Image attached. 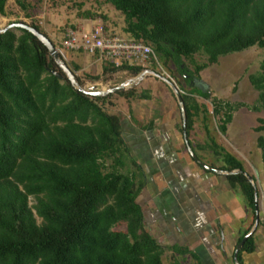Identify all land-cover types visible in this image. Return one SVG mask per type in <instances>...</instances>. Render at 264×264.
I'll return each instance as SVG.
<instances>
[{
	"label": "trees",
	"instance_id": "obj_1",
	"mask_svg": "<svg viewBox=\"0 0 264 264\" xmlns=\"http://www.w3.org/2000/svg\"><path fill=\"white\" fill-rule=\"evenodd\" d=\"M28 1L14 0L23 11ZM102 1L121 13L124 33L150 47L153 65L171 63L176 68L187 135L193 118L204 114L197 98L209 101L222 135L238 108L264 111V55L257 70L247 74L256 91L251 105L217 98L194 84L199 72L219 56L251 46L264 48V0ZM5 2L0 0L1 15ZM29 25L41 32L37 24ZM197 52L204 61L193 60ZM101 62L103 73L122 70L134 75L142 70ZM52 71L60 73L29 31L11 27L0 33V264H161L163 249L143 228L135 202L142 184L122 169L120 117L101 106L111 94L77 92ZM133 92L131 88L116 94L130 97ZM138 96L149 98L148 91ZM256 121L253 130H264L263 120ZM207 140L202 145L222 163L219 169L243 171L241 162L208 134ZM255 145L264 176V137L256 136ZM225 179L230 187H239L254 217L253 186L242 173ZM120 223L124 229H114ZM171 249L179 255L186 252ZM253 249L249 236L237 260L241 251ZM170 264L182 262L176 258Z\"/></svg>",
	"mask_w": 264,
	"mask_h": 264
},
{
	"label": "crops",
	"instance_id": "obj_2",
	"mask_svg": "<svg viewBox=\"0 0 264 264\" xmlns=\"http://www.w3.org/2000/svg\"><path fill=\"white\" fill-rule=\"evenodd\" d=\"M220 57L210 66L217 65ZM200 76L199 73L197 81L205 89L207 83ZM143 81L147 84H142L133 96H121L126 113L121 116L113 113L120 117L122 125V169L142 184L135 202L142 213L143 228L163 251L173 252L174 246L185 250L180 255L175 253L185 264H234L235 245L251 227L254 217L245 206L239 187H230L225 175L204 169L188 153L180 128L179 107L169 88L161 81L163 87L157 85L154 77H145ZM155 88L159 90L157 94L152 91ZM209 90L216 96L212 88ZM142 91H148V99L139 98ZM196 102L205 108L204 114L193 118L186 134L194 156L214 168L222 164L217 159L219 164L211 160V152L202 145L208 143V134L241 162L257 190L264 180L263 172L259 171L263 178L258 179L252 171L259 167L258 155L252 159L249 150L229 140L230 122L226 124L225 134L218 131L210 103L207 106L200 98ZM257 217V226L250 235L254 249L240 252L237 261L241 264H264V213H257Z\"/></svg>",
	"mask_w": 264,
	"mask_h": 264
},
{
	"label": "rangeland",
	"instance_id": "obj_3",
	"mask_svg": "<svg viewBox=\"0 0 264 264\" xmlns=\"http://www.w3.org/2000/svg\"><path fill=\"white\" fill-rule=\"evenodd\" d=\"M27 8V10L23 11L15 4L14 0H6L4 14H0V27H5L12 22L37 24L40 31L46 35L57 49L61 59L69 70L73 72L82 87H94V89L111 87L136 75L122 70L113 73H103L101 71L102 62L97 59L96 55L63 49L59 45L65 29L69 27L77 30H88L91 26L102 25L110 33H114L125 39L130 38L129 35L122 30L124 27L123 16L109 3H105L102 0H29ZM84 12L93 13V19L82 16L81 13ZM24 13H27L28 16H25ZM263 55L264 48L251 46L242 51L221 56L217 65L204 68L199 72L201 75L200 77L204 79L202 81L207 83L205 89L209 90V88H212L217 97L227 99L230 102H242L251 105L255 101L256 91L249 85L247 74L257 70L259 61ZM192 58L197 63L205 60L204 55L198 52L193 54ZM184 63L189 68H192V63L188 60H185ZM73 64H76L78 68L74 69L72 66ZM146 68L169 77L177 87L178 85L176 82H181L180 75L171 63L164 66L159 62L155 65L149 62L142 67V69ZM145 77L152 76L147 75ZM143 79L133 87L135 92H138L143 85L147 84ZM154 79L159 81H156L157 85L163 87L164 84H162L159 79L155 77ZM152 91H155L156 94L159 92L156 88ZM109 94H111V96L101 105L104 111L108 113H118L119 116H121L122 113H126V105L121 101L122 97L116 93ZM118 99L121 102H118ZM200 100L205 102V105H209L207 99ZM256 118H261L264 123V111L255 112L245 107L238 108L232 113L227 136L232 142L242 145L247 151L249 150L252 159H256L258 155L259 167L256 166L257 168H254L252 171L256 173L258 179L260 177L262 179L263 177L260 176L259 172H262V170L258 148L255 145V136L260 135L264 137V130H261L260 133H254L253 127L258 125ZM215 122L217 123V120ZM222 142L225 144L224 141H221V143ZM209 158L211 160H216L211 154H209ZM218 161L216 160L215 162L219 164ZM257 192V213H264V180L261 181L258 186ZM28 203H33L31 198H29ZM114 229L123 230L124 224L120 223L115 226ZM175 255L174 252L164 250L161 255V264H170L174 259H179V257ZM182 264L185 263L182 262Z\"/></svg>",
	"mask_w": 264,
	"mask_h": 264
},
{
	"label": "water",
	"instance_id": "obj_4",
	"mask_svg": "<svg viewBox=\"0 0 264 264\" xmlns=\"http://www.w3.org/2000/svg\"><path fill=\"white\" fill-rule=\"evenodd\" d=\"M11 27H20L23 29H26L29 31L32 35H34L46 48L48 55L52 59L53 63L56 65L57 69L59 70L60 73L56 71H52V73L58 77H64L70 84V86L77 92L86 94V95H91V96H104L109 93H116L119 91H125L128 89L133 88L135 85L141 82V80L147 76L151 75L152 77H155L159 79L161 82H163L171 91L173 97L176 100V103L179 107L180 111V116H181V122H182V127H181V133L183 137V141L185 144V147L190 154V156L199 164L201 165L204 169L209 170L213 173H218V174H223V175H228V174H236V173H242V175L245 176L247 181L253 186V194H254V213L255 216L253 218V222L251 224V227L248 229V231L242 236V238L239 240V242L235 245L234 248V253H233V262L234 264H241L237 261L236 258V253L238 250L241 248L243 242L254 232L257 223H258V217H257V196H256V188L253 184L252 178L247 175L244 171H240L238 169H232V170H221L218 168L211 167L207 164H204L200 160H198L193 152L191 151L190 145L188 143L187 135H186V130H185V112H184V107H183V101L180 95V91L178 87L175 85V83L169 78L166 77L160 73H157L156 71H153L151 69H142L140 72H138L136 75L133 77L127 78L124 81L120 82L117 85L111 86V87H102L100 89H94V87H89V88H84L80 85L78 82L76 76L73 74L71 70L66 66V64L63 62V60L60 57L59 52L57 49L53 46L51 41L41 32L37 31L33 27H31L29 24L23 23V22H12L6 25L5 27H0V33L5 31L7 28ZM196 85H198L199 88L203 89L201 86H199V82L196 80Z\"/></svg>",
	"mask_w": 264,
	"mask_h": 264
},
{
	"label": "built area",
	"instance_id": "obj_5",
	"mask_svg": "<svg viewBox=\"0 0 264 264\" xmlns=\"http://www.w3.org/2000/svg\"><path fill=\"white\" fill-rule=\"evenodd\" d=\"M59 45L63 49L96 55L97 59L114 66L126 63L143 67L154 58L150 47L141 40L122 38L102 25L91 26L88 30L69 27Z\"/></svg>",
	"mask_w": 264,
	"mask_h": 264
},
{
	"label": "flooded vegetation",
	"instance_id": "obj_6",
	"mask_svg": "<svg viewBox=\"0 0 264 264\" xmlns=\"http://www.w3.org/2000/svg\"><path fill=\"white\" fill-rule=\"evenodd\" d=\"M196 80H194V84H196V82H195Z\"/></svg>",
	"mask_w": 264,
	"mask_h": 264
}]
</instances>
